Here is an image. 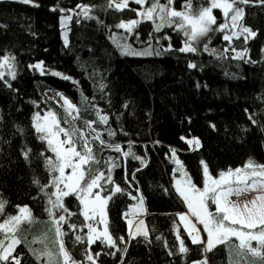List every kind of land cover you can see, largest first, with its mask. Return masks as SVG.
<instances>
[{"label": "trees", "instance_id": "obj_1", "mask_svg": "<svg viewBox=\"0 0 264 264\" xmlns=\"http://www.w3.org/2000/svg\"><path fill=\"white\" fill-rule=\"evenodd\" d=\"M184 3L185 0H175L174 5L182 9ZM108 4L109 0H0V58L15 57V79L4 72L0 80V200L6 201L0 223L26 205L33 220L19 230H54L45 210L49 206L47 196L33 181L50 183L52 174L45 158H54L55 154L39 139L34 117L51 110L64 127L71 128L65 111L48 97L62 93L80 109L76 128L88 133L83 122L97 120L95 109H99L109 120L106 125L95 123L93 128L106 143L119 144L123 151H129L131 144V152L140 157H125L123 151L116 152L98 142L92 144L99 163L92 164L86 180L97 171L105 174L100 181L101 192L111 196L106 218L116 247L99 240L91 245L86 239L76 241V236L87 235L88 220L79 198L69 195L63 198L68 211L57 210L56 215L66 217L61 224L65 233L62 238L73 260L92 264L85 257L90 251L94 257L99 253L95 264H192L205 257L210 264H233L230 251L238 244L235 238L209 252L204 251L203 244L191 242L179 219V214L187 210L185 202L172 186L174 148L161 140L158 128L169 114L173 119L169 121L175 123L174 135L178 131L186 140L199 139L198 149H189L182 155L197 186L204 184V164L215 176L244 166L249 159L264 164V3H238L244 10L240 28L250 27L257 33L255 37L244 34L226 41L223 36L228 34L227 29L213 30L194 45L198 49L195 53L179 51L185 38L173 28L156 32L155 25L146 20L131 32L118 28L121 22L137 18L133 10L139 5L129 1L128 8L117 11ZM78 6H88L87 17ZM206 6L208 0H192L193 10ZM75 10L65 43L60 21ZM215 15L217 24L225 22L221 10L215 9ZM114 36L137 52L150 48L152 55H124L113 42ZM205 45L209 51H204ZM237 52L242 55L238 57ZM40 62L43 72L32 67ZM56 72L61 75H53ZM109 130L116 135L109 136ZM29 149L26 159L23 153ZM109 177L112 182L106 183ZM117 185L121 192L115 191ZM46 191L52 193L55 189L49 187ZM141 196L148 236L133 237L124 217ZM71 224L76 225L75 230L69 227ZM98 229H103L102 223ZM0 239H4L3 233ZM181 239L187 253L179 252ZM13 256L21 264H42L25 242L16 247ZM0 263L15 264L11 257ZM252 263L264 261L253 257Z\"/></svg>", "mask_w": 264, "mask_h": 264}, {"label": "snow or ice", "instance_id": "obj_2", "mask_svg": "<svg viewBox=\"0 0 264 264\" xmlns=\"http://www.w3.org/2000/svg\"><path fill=\"white\" fill-rule=\"evenodd\" d=\"M24 3H30L31 0H23ZM137 5H147L140 10H133L137 12L138 19H132L127 22H121L117 25L118 28L125 29L128 32L133 31L141 22L150 21L155 25L154 30L160 32L163 28H173L175 31L183 35L184 43L179 49L180 52L198 51L194 45L199 42L203 37H206L213 30L224 32L229 27L235 29L238 22L244 17V10L236 5L238 3L248 4L249 0H208V6L200 7L197 10L192 8V0H185L182 10H177L173 5L175 0H166V3H160V0H133ZM264 3V0H261ZM129 0H109L108 7L114 8L117 11H123L128 8ZM82 7L84 15L87 17L90 9L88 6ZM219 9L222 12L224 23L217 24V19L213 15V10ZM66 19H71L67 17ZM216 25L214 29L213 26ZM248 34L251 37L257 35L250 27H242L240 32L233 31L231 35L225 34L223 39L231 41L233 37ZM247 38V36L245 37ZM113 42L121 53L124 55H152V50L146 49L143 52H137L131 45L121 44L117 37H112ZM170 39V37H165ZM67 43V37H65ZM171 49V44H169ZM204 51H209L207 45L204 46ZM215 54V50H211ZM159 55V52H157ZM237 53V56H241ZM15 57L5 55L0 58V80L3 79L5 73L3 69L11 70L14 66ZM32 67L43 69V62L32 65ZM189 67L195 68V64H190ZM15 79V72L9 73ZM53 75L60 76L61 73L56 72ZM64 79H71L64 76ZM199 87V85H197ZM8 87H11L9 84ZM62 101V106L65 109L67 122L72 124L71 128L60 126V120L56 114L49 111L44 117L37 113L34 117L35 131L40 134L39 139L46 142L48 149L55 154V157H46L45 164L47 170L52 174L49 184L42 185L38 179H34V183L44 192L47 196L48 207L45 209L49 214L55 235L58 251L54 254L51 251L45 250L37 253L35 250L33 254L36 255L38 260L46 257L47 264H77L73 260L68 250L65 248L63 236L65 233L61 229L62 222H66L65 215L57 217L56 211L62 210L67 212L64 207L63 198L69 195H75L79 198L80 203L83 205V215L85 220H94L97 215L100 216L99 223H103L102 231H98L91 223L86 224L88 232L85 237L76 236V241L80 242L87 240L91 245L96 241H101L109 247H116V240L112 237L108 229V221L106 218V206L111 196L102 197L100 191L103 190L100 181L105 179L103 172L97 171L86 180V176L91 172L92 164H98L93 153L92 144L98 142L100 145L113 149L116 152H122V147L119 144H108L102 138V134L93 128V124L100 123L106 125L109 117L101 114V110L95 109L97 120H86L83 123L87 126L89 132L85 133L79 128L74 126L75 121L80 118V109L76 104H73L62 93H57ZM87 101V98H85ZM251 119V117H250ZM252 123H256L252 120ZM215 128V125H211ZM109 136H114V131H108ZM63 136V139L61 138ZM181 139H184L181 137ZM189 146L194 145L198 149L201 144L198 138L189 139L186 141ZM79 144V150L77 145ZM28 151L23 153L27 159ZM43 155V154H41ZM123 155L134 156L131 152V144H129V151H123ZM172 156L177 164V170L183 173L186 179L177 180L175 190L185 202L188 208V213L179 214V219L183 223L184 229L187 231L191 242L193 244H203L204 251H212L217 245L227 244L233 238L238 241L236 248L243 254H248L254 258H259L264 261V164H256L251 159L244 165L243 168H236L235 170L229 168L226 172H220L218 178H214L208 170L207 164L203 165V175L205 177L203 188L197 187L192 183L191 178L183 172V166L178 158H176V150L172 149ZM144 161H142L143 163ZM110 167L111 158H109ZM203 164V161L201 162ZM66 169L71 171L66 174ZM106 183H111L109 177ZM63 185V187H61ZM53 187L54 192L48 193L47 188ZM96 190V191H94ZM116 192L122 190L117 185ZM254 192L256 195L250 200L240 202L239 199L233 201L231 197L235 195L237 198L241 194ZM136 199V197H133ZM209 202L215 205L213 212L209 208ZM6 201L0 200V214H3ZM139 205L143 210V196L139 198ZM135 211V209H133ZM19 215L9 216L6 220L0 223V233L4 234V239H0V261H8L9 258L15 264H21L20 260L13 256L15 246L20 244L21 241L17 238L16 233L20 226L24 223H31L33 218L31 210L25 206L19 209ZM73 213H69V216ZM127 216V214H125ZM195 218L196 222L203 225V230L207 234V239L201 236L200 229L196 223H193L191 218ZM129 226L132 221L128 220ZM143 221H141V225ZM72 230L76 229L75 224L69 225ZM143 234L148 236V232L144 230L141 232L137 228L136 232L131 233L133 237ZM177 235L179 236V228H177ZM123 240V237L119 238ZM7 241V244L5 243ZM253 241L257 243L253 247ZM119 250V249H118ZM126 251V250H125ZM180 253H187L188 248L185 246L184 241L180 240L179 246ZM99 253L96 254L98 257ZM86 260L95 264L96 257L91 252H86ZM194 264H207V258L194 262Z\"/></svg>", "mask_w": 264, "mask_h": 264}, {"label": "rangeland", "instance_id": "obj_3", "mask_svg": "<svg viewBox=\"0 0 264 264\" xmlns=\"http://www.w3.org/2000/svg\"><path fill=\"white\" fill-rule=\"evenodd\" d=\"M129 1H133V0H129ZM173 6L177 10H182V9L178 8L177 6H175V5H173ZM236 6L239 7L238 4ZM143 7H147V5H144V6L139 5V6L136 7V9L137 10H140ZM75 12H76V10L75 11H71V14L70 15L63 16L61 18V21L60 22H61V27H62V30H63V39H64V41H65V37H67L68 26H69V22H70V20L69 19H66V18L69 17V16L72 17L71 15L74 14ZM213 15L216 17V15H215V9L213 10ZM138 18L139 17L137 16L136 19H138ZM240 30H241V28H240V21L238 22V26L235 29H233L231 27H229V29H227L228 35H231V33L233 31L239 33ZM237 53H239V52H237ZM3 71L5 73H8L9 74L10 71H13V68L11 70L5 68V69H3ZM63 96H66L74 104V102L72 101V99L68 95L63 94ZM54 98L56 99V96L52 95L50 99H53L54 100ZM57 102H58V100H57ZM58 104L65 111L64 107L60 104V102H58ZM49 111H51V110H45L43 112H38V113L40 114L41 117H44ZM51 112H53V111H51ZM53 113H55V112H53ZM56 116L59 119V117H58L57 114H56ZM171 119H172V117L169 114H165L164 121H163V123L158 128L159 135L161 137V140L164 139V142L167 145L173 147L177 151L178 154L176 155V158H178L179 161L181 162V164L183 166V172H186L187 173V176L190 177L188 171L186 170V168H185V166L183 164V161H182V157L183 156L182 155L186 154L189 151V149H192V148H191V146H189L186 143V141H187L186 139H181L182 135H181L180 132L177 131L176 132V135H174L175 134V130H174L175 129V123L173 121L170 122L169 120H171ZM60 126L61 127H64V125H62L61 122H60ZM164 137H166V138H164ZM61 138L63 139V136H61ZM243 167L244 166H241L239 168H243ZM235 169H233V170H235ZM208 170H209V168H208ZM70 171H71L70 169H66V174L69 173ZM224 172H226V171H224ZM209 173L214 178H218V176H219V175H217V176L213 175L210 172V170H209ZM184 179H186V177L183 176V173L181 171H178L177 170V164L175 163V172L172 175V186H173L174 190H175L176 181L177 180H182L183 181ZM191 181H192V179H191ZM192 183H193V181H192ZM61 187H63V185ZM197 187L203 188V186H197ZM94 191H96V190H94ZM100 195L102 197H106V195H104L101 191H100ZM254 195H256V193H254V192L244 193V194H241L239 196V198H237V197L235 198L234 196H232L231 199L233 201L239 199L240 202H243V201L252 199V197ZM210 203L211 202H209V208H210V210H212L214 212L215 209H213L211 207V204ZM25 206L26 205H23L21 207H25ZM185 206H186L187 212L184 211L181 214L188 213L187 205L185 204ZM133 209H135V211H133ZM83 210H84V208H83ZM19 214L20 213L18 211V213H16L15 215H19ZM31 214H32V212H31ZM127 215H129V218H127V221L128 220H131L132 221L131 226H129L131 233L136 232L137 231V228H140L141 231L143 229L147 231V227H146V224L144 222V216L146 215V207H145L144 203H143V210H141L140 205L138 203L137 205L132 206V208L130 209V212ZM191 219H192L193 223H196L197 224V227H199L200 232L203 233V231H204L203 230V225L197 223L194 217L191 218ZM98 221H100V216L99 215H97L94 220H88V224L91 223L93 225V227L96 228L98 231H102L103 229H98L99 228V222ZM141 221H143V224L142 225H141ZM102 225H103V223H102ZM103 227H104V225H103ZM16 235H17V238L21 242H25L29 246V248L31 249L32 253H33L34 250L37 253L42 252V251H45V250H48V251L53 252L54 254L58 251L57 244H56V239L57 238H56V235H55V231L52 230V229H50V228L49 229L46 228L43 232L40 229H38L36 232H34L31 227H24V228H22V230H19L16 233ZM202 237L204 238V234H202ZM206 239H207V237H206ZM252 243H253V247H256L255 246V243L256 242L253 241ZM6 244H7V242H6ZM18 245L15 246V250H16V247ZM65 248H66V246H65ZM14 252H13L12 255H14ZM230 253L232 254L231 261H232L233 264H249V263L254 264V263H252V260H253V257L252 256H250L248 254H243L242 255L238 251L237 248L233 252L230 251ZM40 262L42 264H47V258L44 257V258L40 259ZM77 264H79V263L77 262Z\"/></svg>", "mask_w": 264, "mask_h": 264}, {"label": "built area", "instance_id": "obj_4", "mask_svg": "<svg viewBox=\"0 0 264 264\" xmlns=\"http://www.w3.org/2000/svg\"><path fill=\"white\" fill-rule=\"evenodd\" d=\"M51 96H52V94H49V95H48L49 98H51ZM191 148H192V150H193V149H196L194 145H192ZM233 196L236 198L235 195H233ZM124 218H125V219L129 218V215H127V216L125 215ZM202 234H203V233H201V236H202ZM79 264H80V263H79Z\"/></svg>", "mask_w": 264, "mask_h": 264}, {"label": "crops", "instance_id": "obj_5", "mask_svg": "<svg viewBox=\"0 0 264 264\" xmlns=\"http://www.w3.org/2000/svg\"><path fill=\"white\" fill-rule=\"evenodd\" d=\"M186 212H187V210H186ZM143 231H144V229L141 232H143ZM203 234H204V239L206 240L207 235H206V233L204 231H203ZM195 262H198V261H195ZM192 264H194V262ZM207 264H210L208 259H207Z\"/></svg>", "mask_w": 264, "mask_h": 264}, {"label": "bare ground", "instance_id": "obj_6", "mask_svg": "<svg viewBox=\"0 0 264 264\" xmlns=\"http://www.w3.org/2000/svg\"><path fill=\"white\" fill-rule=\"evenodd\" d=\"M66 97V96H64ZM56 99L58 100V102H60V104L62 105V101L60 100V98L58 96H56Z\"/></svg>", "mask_w": 264, "mask_h": 264}, {"label": "water", "instance_id": "obj_7", "mask_svg": "<svg viewBox=\"0 0 264 264\" xmlns=\"http://www.w3.org/2000/svg\"><path fill=\"white\" fill-rule=\"evenodd\" d=\"M54 100L57 102V99L54 98ZM58 103V102H57Z\"/></svg>", "mask_w": 264, "mask_h": 264}]
</instances>
